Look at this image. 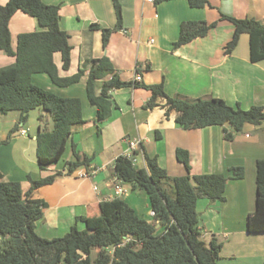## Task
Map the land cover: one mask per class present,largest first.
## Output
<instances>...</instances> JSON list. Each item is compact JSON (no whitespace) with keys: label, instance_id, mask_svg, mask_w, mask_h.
Wrapping results in <instances>:
<instances>
[{"label":"crops","instance_id":"1","mask_svg":"<svg viewBox=\"0 0 264 264\" xmlns=\"http://www.w3.org/2000/svg\"><path fill=\"white\" fill-rule=\"evenodd\" d=\"M8 1L0 0V4ZM208 1L207 6L196 8L187 0H119L123 25L112 31L104 46L102 27L117 24L113 0H44L60 6V26L68 32L72 46L69 69L63 68L62 54H54L59 74L71 76L81 67L89 69L93 59L108 56L121 79L133 81L139 72L140 84L163 83L166 93L173 97L190 101L220 97L244 109L264 105V59H250L246 33L232 52H226L235 26L222 19V15H230L264 21V0ZM190 20L218 23L207 35L176 47L181 24ZM9 27L14 50L21 33L39 29L37 19L22 10L11 17ZM15 61V56L0 50V68ZM87 79L85 74L74 84L59 86L45 73L33 74V82L45 90L80 98L85 119L74 126L62 158L44 169L39 166L36 138L39 130H49L51 114L38 107L30 111L26 122L20 120L21 114L0 115V170L4 180L19 181L26 192L31 187L29 176L41 179L61 173L32 193L33 199L44 202L43 216L36 221L37 233L46 238L63 236L75 223L83 229L86 224L77 220L79 217L98 216L100 203L116 197L125 199L141 218L156 226V233H161L163 227L155 219L147 191L119 181L114 174L116 158L128 155L132 151L129 140L138 139L141 144L135 151L136 165L147 167L148 153L171 178L187 172L177 157L179 148L189 152L193 175L231 176L232 167L242 166L245 176L229 178L225 200L198 199L200 229L206 242L216 238L222 244L219 264H264V231L252 232L247 227L249 214L256 208L257 161L264 159V122L245 124L232 141L225 139L221 125L185 129L176 121V111L167 116L162 105L145 107L152 92L143 86L114 89L111 115L98 121L97 109L88 99ZM159 102L164 104L165 100ZM74 146L92 160L89 169L80 166L69 174L67 162L76 159ZM171 184L169 180L165 185L169 191Z\"/></svg>","mask_w":264,"mask_h":264},{"label":"trees","instance_id":"2","mask_svg":"<svg viewBox=\"0 0 264 264\" xmlns=\"http://www.w3.org/2000/svg\"><path fill=\"white\" fill-rule=\"evenodd\" d=\"M187 1L196 8L209 4L208 0ZM113 2L117 24L114 28L102 27L104 46L112 31L123 25L121 4L119 0ZM18 10L35 17L39 29L21 33L14 50L9 23ZM222 19L235 26L226 52H232L241 35L246 33L249 35L250 59L254 62L264 59V21L230 15H222ZM217 23L184 21L174 45L179 47L207 35ZM0 50L16 57L13 64L0 68V112L18 110L20 120L26 122L31 110L42 107L54 119L53 130L43 129L37 133V156L42 169L62 158L74 126L84 123L85 119L80 98L45 90L33 82L35 73L47 74L59 86L74 84L87 74V95L90 104L97 109L98 121L110 117L114 89L143 86L152 92L145 107L162 105L167 116L176 111V121L185 129L221 125L225 139L232 141L245 124L264 122V105L244 109L220 97L190 101L168 95L163 83L147 85L123 80L108 56L93 59L89 69L81 67L71 76H61L54 54L60 52L63 68L69 69L72 46L68 32L60 26V6L47 4L44 0H9L5 5L0 4ZM159 99H164V104ZM17 128L18 125L9 137ZM74 152L76 159L67 162L68 173L80 166L89 169L92 157L78 151L76 146ZM177 157L187 172L173 178L159 165L157 158L148 153L147 167H138L127 155L118 156L114 164V174L119 181L147 191L155 219L163 227L161 233H156V226L141 218L125 199L116 197L100 203L98 216L79 217L77 220L85 222V228L81 229L75 223L63 236L42 237L36 231V221L43 216L44 202L33 199L32 193L52 183L61 173L41 179L29 176L31 187L25 192L19 181L4 180L0 170V264H219L222 244L216 238L210 242L203 239L197 201L201 197L225 200L227 181L243 178L245 170L236 166L231 168V176L225 173L193 175L189 152L179 148ZM169 180L172 191L165 186ZM247 227L252 232L264 231V159L257 161L256 208L249 214ZM95 248L99 253L92 259L91 251Z\"/></svg>","mask_w":264,"mask_h":264},{"label":"built area","instance_id":"3","mask_svg":"<svg viewBox=\"0 0 264 264\" xmlns=\"http://www.w3.org/2000/svg\"><path fill=\"white\" fill-rule=\"evenodd\" d=\"M134 81H136V82L141 81V74L139 72L136 73V75L134 77ZM22 133L24 134L25 130H22ZM140 144H141L140 140H138V139L129 140V147L132 151L127 156L132 158L134 161H136L135 151L139 149ZM117 190L119 193H122V188L120 186H118Z\"/></svg>","mask_w":264,"mask_h":264},{"label":"rangeland","instance_id":"4","mask_svg":"<svg viewBox=\"0 0 264 264\" xmlns=\"http://www.w3.org/2000/svg\"><path fill=\"white\" fill-rule=\"evenodd\" d=\"M8 114H9L8 116H6L4 114L5 116H2V117H12V115L19 116L21 114V112L18 111V110H12V111H9ZM0 115H3V113L0 112ZM48 117H50L49 118L48 128H49V130H53L54 129V126H55L54 119H53L52 116H48ZM98 253H99V249L98 248L93 249L91 251V258L94 259L98 255Z\"/></svg>","mask_w":264,"mask_h":264}]
</instances>
